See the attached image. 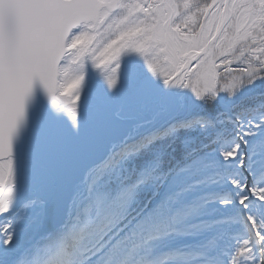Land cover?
I'll return each mask as SVG.
<instances>
[{
	"label": "snow or ice",
	"instance_id": "obj_1",
	"mask_svg": "<svg viewBox=\"0 0 264 264\" xmlns=\"http://www.w3.org/2000/svg\"><path fill=\"white\" fill-rule=\"evenodd\" d=\"M0 264H264V0H0Z\"/></svg>",
	"mask_w": 264,
	"mask_h": 264
}]
</instances>
